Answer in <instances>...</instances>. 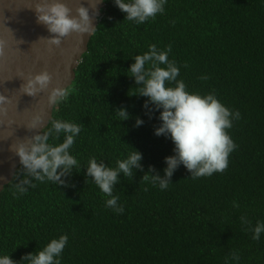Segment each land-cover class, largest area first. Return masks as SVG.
Listing matches in <instances>:
<instances>
[{
  "label": "trees",
  "instance_id": "obj_1",
  "mask_svg": "<svg viewBox=\"0 0 264 264\" xmlns=\"http://www.w3.org/2000/svg\"><path fill=\"white\" fill-rule=\"evenodd\" d=\"M164 8L137 25L104 0L69 95L43 130L53 120L78 124L70 152L80 166L65 184L33 181L23 195L17 168L0 192V255L20 261L66 234L61 264H264V233L252 238L264 222V0H167ZM152 44L171 45L169 59L189 92L214 93L240 113L227 130L236 144L228 167L193 179L180 165L163 191L142 176L150 165L163 174L174 145L154 134L159 112L146 114L147 98L133 94L139 89L127 72ZM118 107L130 119L119 121ZM137 117L144 120L139 127ZM134 148L143 170L122 175L114 187L124 208L116 213L85 168L93 157L115 168Z\"/></svg>",
  "mask_w": 264,
  "mask_h": 264
},
{
  "label": "clouds",
  "instance_id": "obj_2",
  "mask_svg": "<svg viewBox=\"0 0 264 264\" xmlns=\"http://www.w3.org/2000/svg\"><path fill=\"white\" fill-rule=\"evenodd\" d=\"M91 7L80 4L76 7V15L63 0H51L48 3H37L35 11L37 21L46 25L52 33L46 38L50 44L59 46L62 38L70 33L92 35L96 26L92 23L90 8L95 9V0H89ZM119 10L125 13V19L140 25L157 14L165 11L167 0H113ZM98 14V12H93ZM171 45L165 49L155 44L149 45L148 51L138 54L128 67L127 72L138 86V92L133 93L146 97L144 108L146 114L158 111L159 126L155 127L156 136L163 135L173 142V154L164 158L166 167L163 174L154 166H149L142 179L166 190L172 182L171 178L180 165L189 171L195 179L212 176L223 172L229 163V156L236 148V144L228 134L233 121L240 118L239 111L233 112L225 106L214 93L201 95L189 92L180 76V68L176 62L169 59ZM128 75V74H127ZM206 79V77H204ZM51 76L47 71L36 73L27 79L23 85L24 92L29 95L43 91L49 85ZM69 89L53 88L49 93V102L57 104L66 100ZM5 97L0 95V103ZM119 121L130 119V113L125 107L115 109ZM151 118V117H150ZM144 120L137 117L135 126L143 125ZM39 125L34 124L33 129ZM81 127L69 121L53 120L47 131H35L27 140H21L14 147L19 157L23 177L16 183V192L23 195L30 187H35L33 181L53 182L65 184L74 168H79V161L70 152L75 138L80 134ZM63 134V142L50 143V138L59 139ZM143 154L134 151L122 160L117 161L115 168L109 167L103 161L98 162L95 157L90 158L86 169V176L90 177L97 187L109 197L106 207L116 213H123L124 208L118 203L119 198L113 195L114 187L120 178L133 176L136 169L143 170L141 163ZM235 206V205H234ZM247 223L244 218H241ZM264 233V222H257L253 228V239L258 240ZM68 243V236L61 235L51 239L38 252L25 254L20 261L11 255H0V264H61V255ZM237 260L238 256L235 257Z\"/></svg>",
  "mask_w": 264,
  "mask_h": 264
},
{
  "label": "water",
  "instance_id": "obj_3",
  "mask_svg": "<svg viewBox=\"0 0 264 264\" xmlns=\"http://www.w3.org/2000/svg\"><path fill=\"white\" fill-rule=\"evenodd\" d=\"M51 0H0V192L20 166L14 147L35 131H43L52 120L56 104L49 102L53 88L68 87L93 35L70 33L59 46L46 39V25L37 21L35 6ZM76 15L80 4L91 7L89 0H63ZM104 0H95L90 8L92 23L97 27ZM98 14H93V12ZM96 29V28H95ZM47 71L51 80L36 95L24 92L23 85L36 73ZM39 125L33 129V125Z\"/></svg>",
  "mask_w": 264,
  "mask_h": 264
}]
</instances>
